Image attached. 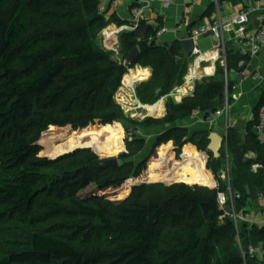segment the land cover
Returning <instances> with one entry per match:
<instances>
[{"label": "trees", "instance_id": "1", "mask_svg": "<svg viewBox=\"0 0 264 264\" xmlns=\"http://www.w3.org/2000/svg\"><path fill=\"white\" fill-rule=\"evenodd\" d=\"M100 3L0 0V206L14 221H51L45 231L33 232L23 248L6 250L0 264L259 263L249 246L264 248V224L241 223L236 231L217 199L218 192L226 190L225 180L218 176L224 152L219 157L211 154L207 131L187 138L186 129L175 125L194 111L205 116L223 104L224 83L219 77L223 67L217 65L211 79L196 82L192 94L180 102L167 98L161 119L149 117L137 124L131 120L133 127L125 126L126 149L117 156L119 165L102 166L98 153L121 149L122 129L118 124L87 126L126 119L116 92L127 69L150 68L151 76L135 87L139 102L150 105L183 83L189 57L179 54L178 40L170 45L157 42L160 22L152 26L140 21L135 30L121 32L119 40L122 59L139 47L137 61L127 66L113 60L97 43L110 20L99 11ZM227 53V73L242 71L249 57ZM160 124L167 126L157 135V145L168 140L191 143L206 153V168L204 155L186 146L183 160L173 163L169 177L155 173L158 160L150 162L151 180L172 182L133 184L117 201L96 193L79 195L90 184L103 191L137 177L145 162L132 158L142 151L145 138L136 131ZM65 127L83 129L64 137L56 128ZM101 133L106 138L99 137ZM88 137L98 153L78 145ZM225 142L230 186L240 194L235 209L247 212L251 200L264 197V141L254 128L242 139L229 127ZM41 143L59 148L58 153L40 155ZM250 152L253 157H247ZM253 164L258 168L252 170ZM5 170L13 174L4 179ZM209 171L216 179L214 187Z\"/></svg>", "mask_w": 264, "mask_h": 264}, {"label": "crops", "instance_id": "2", "mask_svg": "<svg viewBox=\"0 0 264 264\" xmlns=\"http://www.w3.org/2000/svg\"><path fill=\"white\" fill-rule=\"evenodd\" d=\"M139 1L140 0H120V2L116 6H112L110 4V0H101L102 6L104 7L105 18L110 19L108 25L105 28L109 29L111 32V35L108 38L102 32V37L106 38L107 41L116 42L117 44H119L121 32L126 31V26H130L133 24L134 8L140 4ZM149 1L150 5L144 11V17L140 21H143L144 23L150 24L152 26H157L158 22L169 28H173L175 24L179 22H183L189 26H195L208 21L213 17L215 13V7L212 0H198V2L191 9L186 8L185 0H173L171 6L167 9H163L161 3L157 0ZM241 6L242 0H219L220 15L224 17L230 12H236L241 8ZM259 16L260 11L255 10L250 12L248 22L249 30H253L259 26ZM116 20L121 21L122 24L119 25ZM225 36L227 38V49L231 51H237V45L234 42L233 31L228 30ZM103 38L102 43H104ZM180 38L181 37L178 34L174 32H168L161 38H159L157 42L159 44L170 45L175 40L179 41ZM214 43L215 42H213L212 36H206L200 38L197 41L198 47L202 51L212 50L214 48ZM214 60H205V63L203 62V64L200 66V68L198 69V75L201 76V79H211V77L215 75L217 60ZM243 62L244 61H239V65L243 64ZM138 67L146 70L145 72H143V76L145 78L144 80H147L151 76L150 68H143L139 65H135L134 68L129 70H135ZM255 73L259 74L258 78L254 77ZM228 75L230 91L229 94L227 93L228 110L226 114L224 116L217 117L212 125H209L204 121H195L191 117L178 121L180 123H183L184 127L186 125L189 126V135L201 131H207L208 134L210 132H216L224 137L225 130L231 127L239 133H243L244 137H241L242 139H244L248 131L252 130L258 106L260 105L264 97V45L256 56L249 57L242 71H230ZM201 79L198 81H201ZM141 81H138L137 83ZM193 89L186 87L178 89V87H176L169 94L161 97L160 99H162L163 101L162 113L165 114V102L168 97H171L175 102H180L183 97L191 95ZM185 92L187 93L185 94ZM176 126L178 125L176 124ZM258 139L261 142L264 141V131L258 137ZM189 147H191L194 152L203 154L204 162L206 163V153L197 151L191 143H189ZM253 156L254 154L251 152L247 154V157ZM247 213L249 217L254 220L255 224L263 225L264 197L260 196L256 199L251 200L250 209L249 211H247Z\"/></svg>", "mask_w": 264, "mask_h": 264}, {"label": "built area", "instance_id": "3", "mask_svg": "<svg viewBox=\"0 0 264 264\" xmlns=\"http://www.w3.org/2000/svg\"><path fill=\"white\" fill-rule=\"evenodd\" d=\"M161 3L163 9H167L173 3V0H157ZM120 0H110L112 6H116ZM140 4L134 8L133 12V24L126 26L125 29L135 30L140 23V20L144 17V11L149 7V0H140ZM186 8L191 9L198 2V0H185ZM215 7V13L211 19L208 21L198 24L195 26H189L183 22L175 24L173 28L166 27L164 25L160 26L155 32V38L158 40L164 34L168 32H174L178 34L181 38H189L193 42V48L189 56V63L187 66L186 74L183 77V83L178 87L182 88H192L195 86L196 81L201 79L198 75V69L200 68L202 62L205 60H217L224 69V88H225V101L224 103L210 112L208 115H203L198 111L192 112L190 115L195 121H204L209 125H212L217 117L224 116L228 110V73L226 70V60H227V38L225 36L228 30L233 31L234 42L237 45V51L242 56L254 57L256 56L262 46L264 45V0H242L241 8L236 12H230L226 16L222 17L219 12V0H212ZM98 9L100 12L104 11L102 3L99 4ZM260 11V24L257 28L253 30L248 29L249 14L252 11ZM206 36H215L217 41L214 43V48L212 50L202 51L197 44L200 38ZM104 45H106V38H103ZM214 60V61H215ZM254 77L258 78L259 74L255 73ZM134 96H135V91ZM187 92H185L186 94ZM184 94V93H182ZM136 97V96H135ZM137 101H139L137 99ZM139 109V108H138ZM254 131L259 137L264 131V97L258 106L256 116L253 125ZM228 129V128H227ZM227 129L224 132V146H225V174L223 175V180L226 182V190L224 192H218L217 199L221 207L224 205L230 206V211L227 213L231 217L236 231L239 230V225L241 223H247L248 225L254 224V220L249 217L246 211H236L235 201L240 197L238 192L232 190L230 186L231 176L229 173L228 164V152L226 148V135ZM138 131H136L137 133ZM130 135V133L128 134ZM258 168V164L252 165V170ZM216 186V183L212 185ZM249 253L255 256L260 264H264V248L261 245L249 246Z\"/></svg>", "mask_w": 264, "mask_h": 264}, {"label": "rangeland", "instance_id": "4", "mask_svg": "<svg viewBox=\"0 0 264 264\" xmlns=\"http://www.w3.org/2000/svg\"><path fill=\"white\" fill-rule=\"evenodd\" d=\"M106 28H104L102 30V32L105 30ZM127 31L129 29H126ZM101 32V33H102ZM101 33L99 34V36L97 37V43L98 45H100L101 47H103L105 50L109 51L111 53V58L117 62H120L122 64H124L123 62V55L121 54V50H120V45L117 44L116 42H110L106 40V45H104L102 42V35ZM190 59V58H189ZM188 64V63H187ZM220 66L221 64L219 63V61L216 62V66ZM134 68V67H133ZM132 69V68H129ZM127 69L126 74L122 77V81H121V86L118 89V91L116 92V100L117 102L120 104L121 108L123 109V112L125 114V120L119 121V122H112L110 124H98L95 123L94 125H90L87 127H103L106 125H111L114 126L116 124H118L121 129H122V138H121V143H122V148L117 150L116 152L113 153H98L95 151V149L92 147L91 142H92V138L88 137L86 139H83L81 141L80 144H78L79 146H84V147H90L93 151H95L96 153H98L103 159H106L107 157H112V156H118L119 153L125 151L126 146H125V141H126V132H125V126H129V127H133L132 124L134 123H140L142 120L152 117V118H158L161 119L164 116V113H162L161 115H152L150 114L146 109L143 108H137L135 111L128 108V106H126L125 104H123L122 100H119L123 97V95L121 94V89L125 88V82L127 78H131V83L133 84V89H135L137 82L138 81H143L144 78V73H143V69L138 67L135 70H129ZM146 75V74H145ZM223 83L225 80V75L224 73L221 74V76H219ZM137 79V80H136ZM228 79V84H229V75L227 76ZM145 81V80H144ZM130 83V82H128ZM123 91V90H122ZM224 94H225V88H224ZM122 95V96H121ZM171 98V97H168ZM172 99V98H171ZM134 123H132V121ZM178 125V128H184L186 129L185 133H186V137L188 138L189 136V126L186 125L185 127L183 126V123L177 122L176 123ZM175 124V125H176ZM167 125H163L160 124V126L151 129V130H141L139 132V130H137V135L145 138V145L142 149V151L140 153H138L136 156H134L132 159L134 160V162H142L144 160L145 162V168L140 172V174L137 177H132L130 178L127 182H125L123 185L119 186V187H114V188H108L106 190L103 191H99L97 190V188L95 187L94 184H90L87 187H85L84 189H82L79 192L80 196H87L90 195L92 193H96L99 195H103L111 200L117 201V200H121L123 199L129 192L130 187L133 184H139L142 182H172L171 180H162L161 178H158L157 180H151L150 178V174H149V165L150 162L152 161V159H156L159 161L160 165H159V169L157 168L155 170V173H164L166 172L168 174V177L170 176V173H168V171H170V168L173 166V163L179 162L183 160V152H184V148L186 146H189V143H183V145L179 144L178 140H168L167 142H164L162 144H156L157 142V135L162 132L163 130H165ZM86 128V127H84ZM58 129L62 134H64L66 137L69 134L75 133V132H80L83 128L80 129H76L73 130L69 127H65V128H56ZM102 136H99L101 138H106L107 134L106 133H101ZM186 138L183 139V142H185ZM46 145V146H45ZM43 145L41 143V150L39 152L40 155L43 156H47V157H52L54 155H56L59 151V148H47V144ZM163 147V151H162V155L164 156V160H162V156H161V151H159V149ZM74 148V146H73ZM64 150V149H63ZM66 150V149H65ZM61 151V150H60ZM224 151L225 152V146L223 145L222 149L220 150V154L221 152ZM170 157V158H169ZM225 166H226V158L225 161L223 160V164H222V169L219 171L218 176L223 179V175L225 174ZM204 167H205V162H204ZM206 168V167H205ZM210 172V171H209ZM13 174V171H9V170H5L1 173L2 178H8L9 176H11ZM165 174V173H164ZM166 174V176H167ZM211 176H212V180H213V184L216 183V179L214 178L213 174L210 172ZM191 184H199V185H204V186H209L207 184H203V183H191ZM212 187V186H210ZM4 208L2 206H0V256L3 255V253L6 250H15L17 248H23V246L25 244H27L28 239L30 237V235L33 232H39V231H45L46 227L51 223V221L45 222V223H40V224H31V223H21L20 221H14L11 220L9 217H7L4 214Z\"/></svg>", "mask_w": 264, "mask_h": 264}, {"label": "water", "instance_id": "5", "mask_svg": "<svg viewBox=\"0 0 264 264\" xmlns=\"http://www.w3.org/2000/svg\"><path fill=\"white\" fill-rule=\"evenodd\" d=\"M212 40L213 42L217 41V38L215 36H212ZM179 46H180V51L179 54L181 56H185V57H189L193 48V42L191 39L189 38H183L179 40ZM140 56V50L138 46H134L131 51L124 57L123 62L125 65L129 66L133 63H135L137 61V59ZM180 57H177L176 60H180ZM207 81H209V79H207ZM135 91V89H134ZM159 92V89H157L155 91V93L157 94ZM240 135L242 137H244L243 133H240ZM209 143L207 145V149L211 152V154L214 157H219L220 156V150L222 149L223 145H224V138L219 135L216 132H210L209 135ZM119 165V161L118 158L116 156H112V157H107L106 159H104L102 166L104 167H117ZM150 183V182H149ZM213 187V186H212ZM245 191L247 194L250 193V189L249 187L246 185L245 187ZM256 194L260 195L261 191L259 188H256ZM223 210L228 213L230 211V206L229 205H224ZM256 264H260V263H256Z\"/></svg>", "mask_w": 264, "mask_h": 264}, {"label": "bare ground", "instance_id": "6", "mask_svg": "<svg viewBox=\"0 0 264 264\" xmlns=\"http://www.w3.org/2000/svg\"><path fill=\"white\" fill-rule=\"evenodd\" d=\"M103 34L108 38L111 35V32L109 29H105L103 31ZM202 64H203V62H202ZM145 71L146 70H143V72H145ZM128 82H130V83H128ZM131 82L132 81H131L130 77L126 79V82L124 84L125 88L121 89V94L123 95V97L119 100H122L123 104H125L126 106H128V108H130L134 111L137 108H143V109H146L152 115H156V116L161 115L163 112V101H162V99H159L157 102H155L154 104H150V105L149 104L148 105L141 104L139 101H137V98L134 96L133 84Z\"/></svg>", "mask_w": 264, "mask_h": 264}]
</instances>
